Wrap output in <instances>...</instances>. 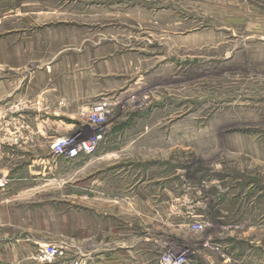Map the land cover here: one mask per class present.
<instances>
[{"label":"rangeland","instance_id":"374dc122","mask_svg":"<svg viewBox=\"0 0 264 264\" xmlns=\"http://www.w3.org/2000/svg\"><path fill=\"white\" fill-rule=\"evenodd\" d=\"M12 3L30 4L16 9L26 24L48 7L55 58L34 63L54 65L70 98L52 139L0 125V264H41L39 247L62 243L69 194L93 209L96 151L52 158L50 147L82 129L80 108L101 97L118 99L97 148L114 151L104 197L121 176L149 180L164 199L151 208L183 223V234L166 226L167 247L193 264H264V0ZM193 221L203 230L187 232Z\"/></svg>","mask_w":264,"mask_h":264},{"label":"crops","instance_id":"0c3cea01","mask_svg":"<svg viewBox=\"0 0 264 264\" xmlns=\"http://www.w3.org/2000/svg\"><path fill=\"white\" fill-rule=\"evenodd\" d=\"M1 1L4 9L0 10V125H7L11 120L21 126L26 123L28 129L24 133L35 139H52L56 133V116L65 114L68 109L65 105L69 103L70 90L56 86L54 65L34 61L55 58L53 18H49L48 7L43 6L33 11L37 19H28L26 24L27 19L22 20L16 9L29 3L13 5L14 0ZM27 15L28 11L24 12L23 16ZM59 99L58 109L61 110L56 111L55 102ZM6 125L3 128L6 134H13ZM18 134L20 132H15ZM113 152L96 150L94 153L93 209L90 205L73 207L71 204L77 203V199L83 200L84 196L75 195L71 199L69 194L70 207L64 212L62 244L67 247L68 258L81 259L84 264H157L159 255L171 249L167 247L166 226L173 225L183 234V223L170 224L172 222L168 221L175 217L167 218L162 210L151 208L152 198L160 203L164 199L159 190H152L154 186L149 180L130 183L129 176H121L119 185L117 181L114 182L117 186L111 184V196L104 197V188L109 186L104 181L110 177L107 175L110 171L104 169L103 162L114 155ZM88 166L86 163L80 170ZM157 187L161 188L160 182ZM133 204L140 205L137 211ZM186 226L189 232L190 224Z\"/></svg>","mask_w":264,"mask_h":264},{"label":"built area","instance_id":"2783aa9c","mask_svg":"<svg viewBox=\"0 0 264 264\" xmlns=\"http://www.w3.org/2000/svg\"><path fill=\"white\" fill-rule=\"evenodd\" d=\"M118 99L101 97L80 108V126L82 129L73 134L57 138L51 143L53 157L76 158L93 154L106 139L105 129L113 117ZM80 121V120H79ZM104 127V129H103ZM92 129H98L92 131ZM203 221H193L190 229L202 231ZM33 259L41 264L58 261V264H84L79 259L68 258L67 247L62 243H49L39 247ZM158 264H193L186 250L166 249L158 258Z\"/></svg>","mask_w":264,"mask_h":264},{"label":"bare ground","instance_id":"6f19581e","mask_svg":"<svg viewBox=\"0 0 264 264\" xmlns=\"http://www.w3.org/2000/svg\"><path fill=\"white\" fill-rule=\"evenodd\" d=\"M2 184V181H1V179H0V185Z\"/></svg>","mask_w":264,"mask_h":264}]
</instances>
